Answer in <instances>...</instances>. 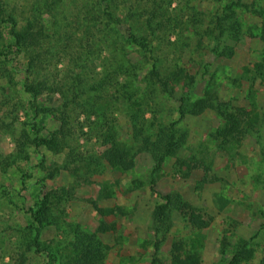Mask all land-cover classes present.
I'll use <instances>...</instances> for the list:
<instances>
[{"label":"rangeland","instance_id":"obj_1","mask_svg":"<svg viewBox=\"0 0 264 264\" xmlns=\"http://www.w3.org/2000/svg\"><path fill=\"white\" fill-rule=\"evenodd\" d=\"M26 1L17 0L19 8H25ZM73 5L79 7L76 1L65 0L62 12L68 15ZM191 5L196 15L190 21H196L197 28L194 30V26L186 22V27L183 24L181 29L165 32L157 58L164 71L183 68L195 77V84L172 97L163 94L161 88L152 96L136 95V99L146 102L143 104L145 120L155 125L154 129L176 123L187 135L186 144L177 157L166 160L157 174H153L154 163L148 155H139L135 168L126 173L108 168L99 161L101 149L95 131L86 128L80 131L78 126L71 129L75 134L69 138L67 146L34 150L23 139L32 137L31 122L27 120L28 96L21 88L24 72L16 71L12 73V80L6 78L0 82V102H3L0 119L8 127L10 125L0 130V264L45 263L44 255L36 252L27 254L24 261L19 256L24 251L20 245L25 235H29L28 210L37 209L45 193L56 197L53 208L56 226L45 228L40 241L58 259L67 254L72 240L70 226L78 225L82 231L92 234L105 224L111 228L103 238L109 252L101 264H155V258L159 264H170L172 243L176 241L198 253L201 264H229L235 249L245 242L254 250V260L243 264H264V68L260 73L255 69L257 63H264V43L260 40L264 0L257 1L249 10L235 9L243 40L239 44L223 39L220 42L221 46L234 48L232 58H219L213 52L219 43L209 34L216 16L223 13L225 3L194 0ZM247 5H251V1H247ZM182 6L180 0H174L172 9L178 13ZM184 21H188L187 16ZM45 30L49 36L54 32L52 24H46ZM63 37L62 33L60 38L53 36L41 50L50 64L48 74L60 80L68 75L75 76L81 63L79 59L85 58L74 53L65 57ZM125 46L124 43L127 48ZM114 47L113 44L107 48L103 46L100 54L97 50L88 68L102 73L105 66L122 59L123 55ZM129 51L128 47L125 53ZM24 65L25 60L15 59L6 70H22ZM132 82L127 75L125 78L121 75L114 84L119 91L108 90L109 99L114 94L118 100L108 109L107 118L114 123L118 140L135 152L131 126L135 109L130 103H123L120 96L122 86L131 84L134 88L136 82ZM69 88H60L39 99L48 111L35 120L43 137L49 138L57 130L55 118L73 90L86 95L93 91L86 81L77 89ZM206 91L215 92L219 101L230 108H245L258 115L254 132L246 135L240 145L228 147L225 152L218 149L213 139L223 125L221 117L209 112L196 118L180 119L177 110L181 96L196 101ZM13 104L16 105L14 110ZM92 121L91 127L98 128L95 116H91ZM179 161L190 163V172L180 167ZM168 193L179 194L211 224L207 230L198 231L174 213L172 229L154 257L158 238L151 215L160 203V196ZM224 239L229 245L226 255L221 253Z\"/></svg>","mask_w":264,"mask_h":264},{"label":"trees","instance_id":"obj_2","mask_svg":"<svg viewBox=\"0 0 264 264\" xmlns=\"http://www.w3.org/2000/svg\"><path fill=\"white\" fill-rule=\"evenodd\" d=\"M74 1L79 4V7L73 5L67 15L62 12L63 7H61L65 0H51V2L49 0H27L26 7L23 9L19 8L17 0H0V82L6 78L12 80V73L16 71L24 72L25 79L21 82V88L28 96L27 120L31 122L32 137H29L30 140L27 137L23 139L33 146L34 150L49 147L58 149L67 146L69 138L75 134L71 132L75 126H78L80 131L85 128L90 131L94 130L101 149L99 161L108 168L126 173L135 168L139 155H148L154 163L153 174H157L166 160L177 157L178 152L186 144L187 135L176 127V123L154 129L155 125L145 120L143 104L146 102L136 99V95L139 93L152 96L161 88L163 94L172 97L179 90L186 92L195 84V77L183 68L164 71L162 62L157 58L165 32L172 28L181 29L183 24L186 27V22L194 26V30L197 28L196 21H190L196 15L191 5L194 0H180L183 6L180 7L178 13L174 12L176 9H172L174 0ZM247 1H251V5H247ZM257 1L259 0H216V2L225 3L223 13L216 16L214 28L209 32L219 43L213 49L219 58H232L235 54L233 47L221 46V39L234 44H239L243 40L240 22L235 18V9L249 10L250 6L253 8ZM186 16L188 21H184ZM46 24H52V29H54L50 36L45 33ZM61 33L64 36L63 39L66 40L63 48L64 56L68 57L74 53L83 55L85 58L79 59L81 63L76 68L79 71L75 73V76L68 75L60 80L48 74L50 64L47 62L45 52L41 50L53 36L60 38ZM261 33L260 40L264 43V26ZM124 43L127 48H130L127 54ZM111 44L116 46L114 50L119 55H123V58L115 59L117 62L114 65L112 63L105 66L102 73H96L88 68V62L94 59L96 51L99 50L100 54L103 46L107 48ZM119 55L117 54L116 57ZM19 58L25 60L22 70L10 69L11 72L6 70L15 59L19 60ZM263 64L255 65L259 73L263 71ZM121 75L124 78L127 75L130 83L136 82L134 88L131 84L130 86L124 85L120 91L122 102L130 103L135 109L131 116L135 152L118 140L114 123L107 118L108 109L118 100L114 94H111V98L115 101L109 99V91L113 89L114 92L119 91L114 84L118 83ZM83 81H86L93 91L86 95V93L79 94L73 90L55 118L57 130L49 138L43 137L35 120L48 111L41 106L39 99L63 87H70L69 90L77 89ZM10 83L13 86L11 81ZM65 94H63L64 98L67 92ZM13 105H11L12 110L16 108V105ZM0 106H3V102H0ZM177 110L180 119L196 118L209 112L221 117L223 125L213 135V139L218 149L224 152L228 147L240 145L246 135L254 132L259 122L258 115L251 114L245 108H230L221 103L213 91H206L203 97L196 101L181 96L178 99ZM91 116H95V121L99 122L98 125L95 124L98 128L91 127V124H94L93 121L90 122ZM29 117L32 118L29 119ZM81 117H83L82 122ZM9 127L0 119V130ZM21 146L26 148L24 143ZM179 165L182 168L186 167L187 172H190V163L179 161ZM151 184H155L153 178ZM54 199L56 197L52 193H45L37 209L28 210L29 235H25L20 245L24 251H21L19 256L24 261L27 254L36 252L44 255V264H101L109 252V247L103 241L104 236L111 231L108 225H100L92 234L82 231L78 225L70 226L72 240L69 243L67 254L60 256L59 259L41 243L43 230L56 226L53 216ZM96 210L99 214H103L100 209L96 208ZM174 213L198 231L207 230L210 227V220H205L198 210L179 194L161 195L160 203L155 206L151 215L153 229L158 238L154 257L172 229ZM228 247L224 239L221 252L223 255L228 252ZM253 260L254 250L249 248L247 243L242 242L233 252L229 264L250 263ZM154 263L159 264L158 259L155 258ZM169 263L201 264V257L187 244L176 241L172 243Z\"/></svg>","mask_w":264,"mask_h":264}]
</instances>
